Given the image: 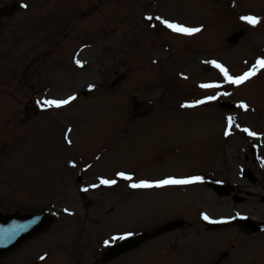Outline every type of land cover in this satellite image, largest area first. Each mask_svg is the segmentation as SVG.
Returning a JSON list of instances; mask_svg holds the SVG:
<instances>
[{
  "label": "rangeland",
  "instance_id": "rangeland-1",
  "mask_svg": "<svg viewBox=\"0 0 264 264\" xmlns=\"http://www.w3.org/2000/svg\"><path fill=\"white\" fill-rule=\"evenodd\" d=\"M38 12L41 16L37 31L23 33L22 43L7 47L0 56V90L13 87L12 93L0 92L7 96L0 99V139L7 137L0 144V203L5 212L41 209L51 199L52 183H61L57 197L68 204L74 202L71 207L79 209L76 177L82 172V165L70 169L72 173L68 172L61 180L51 177L52 161L70 159L86 164L93 175L117 179L120 185L117 193L95 194L97 205L103 210L108 208L94 212H101L98 215L101 220L94 222L93 234L102 235L101 239L109 243L115 241L112 236L116 231L141 235L175 218L187 219L184 213L193 219L197 206L201 205L211 217L245 214L262 218L264 191L248 182L245 189L252 195L226 200H218L210 191L196 195L201 189L186 196L178 190L132 189L129 184L187 175L203 168L210 159H225L227 168L232 169L231 176L235 177L233 159H243L246 143L235 137L229 146L230 153L216 152L224 122H218L213 109L202 113L180 112L176 108L163 109L158 114L156 111L165 108L160 93L166 90L163 87L169 81L166 77L170 81L175 79V75L168 74V66L173 68L174 64L172 51L179 74L188 78L195 75L199 82L196 91L200 93L205 89L200 87L204 80L223 75L218 69L208 76V65L201 66V59L215 55L219 64L230 63L233 77L252 70L256 58L264 57V0H51V7L39 5ZM246 15L256 16L261 23L255 27L246 23L241 19ZM149 16L153 19H147ZM157 16L182 26L199 27L204 32L209 29L200 39L194 37L201 32L191 36L194 39L176 38L163 29L165 26L155 19ZM241 30L246 31L245 37L236 46L229 44L228 39ZM81 50L78 61L83 67H78L75 57ZM199 52L209 56L202 55L197 64L193 63ZM35 65L34 72L28 71ZM135 69L143 72L135 74ZM261 73L254 83L248 80L245 89L239 90L241 84H233L231 101L246 99L256 103L264 116V71ZM122 75L126 76L124 81L112 87ZM21 78L22 87L18 88V83L15 88ZM188 85L186 93L196 86L179 80L175 97L181 96ZM85 92H89L87 97ZM71 96L77 99L60 110L47 108L43 103ZM132 97L150 105L148 114H156L142 120L136 118L131 113ZM237 113L236 116L242 111ZM217 167L226 168L224 160H219ZM121 172L134 179H121L118 175ZM257 181L264 185V179ZM21 197L35 203V208L22 203ZM237 199L243 201L236 203ZM108 211L111 213L107 214ZM65 224L66 221L60 223ZM64 227L56 226L51 232L66 236L60 239L62 242L72 239L77 245L81 240L76 236L77 228L74 227V233L73 229L66 233ZM220 232H204L196 241L199 251L221 253L232 245L235 249L227 264H264V233L251 237L241 234L238 228ZM182 234L180 231L163 236H173L172 244L175 238L184 244ZM156 241L112 264L149 263L161 251V244L153 243ZM29 244L30 247L15 252L0 264H16L25 252L31 254L34 246H44L39 239ZM82 245L79 243L74 249ZM170 245L165 247L166 255L170 254ZM182 251L180 247L179 252ZM164 257L157 264H169ZM60 260L49 264H66Z\"/></svg>",
  "mask_w": 264,
  "mask_h": 264
},
{
  "label": "flooded vegetation",
  "instance_id": "flooded-vegetation-1",
  "mask_svg": "<svg viewBox=\"0 0 264 264\" xmlns=\"http://www.w3.org/2000/svg\"><path fill=\"white\" fill-rule=\"evenodd\" d=\"M25 4L27 5L26 8L24 7ZM0 8H6L8 10L5 14L0 16V48L3 49V47L7 43L16 41V37H22L21 35L23 33L30 34L37 31L39 20V0H0ZM249 118L252 120H249ZM241 127L248 129L250 132L256 134L255 136H252L246 132L243 135H238L241 136L243 142L246 143V145L244 146L247 148L249 147L250 151L255 154L256 150L253 145H251V142L256 141L263 131V124L261 123L259 115L257 113L253 115L245 114L242 119ZM219 160H224V166L226 168L217 167L216 159H210V162L204 164L203 168L192 170L191 174L194 177L199 176L203 180V182L200 184L201 187L194 188L193 194H196L197 189H201V192L196 195H201L205 191H210L212 194H215V192H213L212 189L207 185V181L210 180H219V182L222 181V183H224L225 185H238L236 183L241 181L242 179L245 181L248 180L247 178H243L244 172L247 170L251 171L254 179L259 180L260 178L264 177V173L260 168L262 159H257L256 155L252 156L250 159L247 156H244V159H233V162L236 163V166L234 168L236 170L234 172V178L231 176L232 169L227 168V161H225V159ZM239 164H242V166L240 165L241 169L238 166ZM89 185L92 186V183H89ZM255 185L260 187L264 191L263 183L257 182ZM240 188L241 186L238 190L237 187L234 190H237L238 192L241 191V194L249 193L244 191L246 189L241 190ZM85 206L88 207L92 205ZM180 231L181 233H183L181 235V239H185L184 244L176 242L177 238H175L176 245L174 247H170L172 253L176 251V258L173 260L175 264H184L185 261L188 264H214L217 261V259L213 261L215 258H218V264H227L229 262L230 256L227 252L219 254V252L216 251H199L200 248L196 241L204 232L212 231L207 227V221H200L199 219H197V217H194L190 222L182 221L180 228L172 231V233H177ZM189 239H191V242H187ZM171 243L173 242H166V244ZM46 244L48 247L50 246L51 249V232L46 239ZM159 244H161V251L159 253H162L164 252L166 246L164 245V243ZM180 247L181 249H183L182 252H179ZM85 254H88L86 249Z\"/></svg>",
  "mask_w": 264,
  "mask_h": 264
},
{
  "label": "snow or ice",
  "instance_id": "snow-or-ice-1",
  "mask_svg": "<svg viewBox=\"0 0 264 264\" xmlns=\"http://www.w3.org/2000/svg\"><path fill=\"white\" fill-rule=\"evenodd\" d=\"M24 7L26 8L27 5L25 4ZM147 19L152 20L153 17L149 16ZM156 20H159L162 25H164L166 28L171 29L173 32H176L180 35H185V36H194L202 31L201 28L199 27H185L176 23H171L166 19H162L161 17L157 16L155 17ZM242 20H244L246 23L252 25V26H257L261 23L260 19L257 18L256 16L253 15H246L241 17ZM77 65L80 67H83V64L80 61H76ZM208 63L212 64L213 67L219 69V71L223 74V77L226 81H228L231 84L239 85L249 79L250 77L256 75V69L257 67L264 68V60H259L256 62V65L252 68L251 71L246 72L242 76H237L233 77L232 75L229 74L228 70L222 65L217 63L216 61H209ZM187 77H185L186 79ZM201 88L209 89V88H219L220 85H214V84H201ZM220 95H229V93L224 92L221 93ZM77 97L71 96L68 99H63V100H45L43 103L47 108L55 107V108H62L70 104L72 101L76 100ZM217 99L216 96H209L207 100H215ZM206 101L201 100L198 102V104H204ZM196 105H190V104H185L182 105V107L185 108H191L195 107ZM239 107L243 108L245 111L248 109V105L246 104H240ZM233 117H228V124H229V132L228 134H231V127L233 126ZM243 131L247 132L249 135L255 136L256 134L253 132H250L248 129H243ZM71 143V141H69ZM75 167V165H73ZM121 179L127 180V181H132L134 178L130 175H126L125 173L121 172L118 174ZM203 180L201 177L196 176L188 179H176V178H168V179H162L159 181L155 182H148V181H140L138 183H130L129 187L132 189H152V188H164L168 186H183V185H190L194 183H202ZM101 184L106 185V186H113L117 183L116 180H107V179H101L100 181ZM83 191L87 192L88 189L85 188ZM203 219L210 222V223H217L219 221H213L210 220L207 215L203 216ZM241 219H246V217H241ZM15 235V231L11 233V235L7 236V239L10 240L12 239V236ZM126 236H114L112 237L113 240H122L126 239ZM109 242L105 241V244L107 245Z\"/></svg>",
  "mask_w": 264,
  "mask_h": 264
},
{
  "label": "water",
  "instance_id": "water-1",
  "mask_svg": "<svg viewBox=\"0 0 264 264\" xmlns=\"http://www.w3.org/2000/svg\"><path fill=\"white\" fill-rule=\"evenodd\" d=\"M242 33L231 39L236 44ZM50 222L47 216H21L20 214L3 215L0 212V256L12 251L18 247L22 242L28 238L38 234L44 230ZM243 226L247 229H251L253 232L258 230H264V225H255L248 220L242 222ZM165 229V227L163 228ZM160 229V230H163ZM15 231V235L12 239L8 240L7 236ZM160 232V231H157ZM149 239V235H145L139 238H133L120 245L111 248L110 253L104 259L105 262L110 261L132 249L138 247Z\"/></svg>",
  "mask_w": 264,
  "mask_h": 264
},
{
  "label": "bare ground",
  "instance_id": "bare-ground-1",
  "mask_svg": "<svg viewBox=\"0 0 264 264\" xmlns=\"http://www.w3.org/2000/svg\"><path fill=\"white\" fill-rule=\"evenodd\" d=\"M254 219V218H253ZM255 220V219H254Z\"/></svg>",
  "mask_w": 264,
  "mask_h": 264
}]
</instances>
